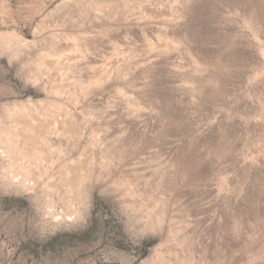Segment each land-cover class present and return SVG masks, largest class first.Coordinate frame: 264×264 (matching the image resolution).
Instances as JSON below:
<instances>
[{"label": "rangeland", "instance_id": "obj_1", "mask_svg": "<svg viewBox=\"0 0 264 264\" xmlns=\"http://www.w3.org/2000/svg\"><path fill=\"white\" fill-rule=\"evenodd\" d=\"M0 264H264V0H0Z\"/></svg>", "mask_w": 264, "mask_h": 264}]
</instances>
